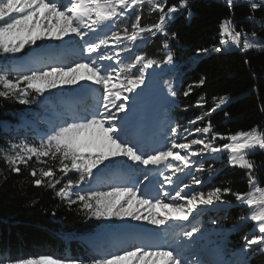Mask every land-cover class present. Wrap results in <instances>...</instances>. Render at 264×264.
I'll return each mask as SVG.
<instances>
[{
	"label": "snow or ice",
	"instance_id": "obj_1",
	"mask_svg": "<svg viewBox=\"0 0 264 264\" xmlns=\"http://www.w3.org/2000/svg\"><path fill=\"white\" fill-rule=\"evenodd\" d=\"M233 2L234 0H226L228 6H232ZM146 4L150 14H159L155 24H141ZM262 5L264 0L251 2L253 10ZM188 6L189 0H179V8ZM179 8L177 5L169 7L168 0H68L67 3L63 0H0V53L16 54L22 52L26 46H38V41L63 40L72 36L84 41L83 51L89 54L85 61L46 64L21 72L14 78L5 71L0 74V97L30 104L33 102V99H30L33 93L42 96L50 89L62 85H80L83 88L85 85L81 84L82 81L90 82L89 87L100 86L102 90L101 98L93 110L59 125L51 134L42 137L38 144L27 141L11 143L3 152V159L11 171L19 173L20 165H24L35 178L33 183L36 186L52 189H56V185L60 184L69 172L75 170L79 174L78 180L68 179L56 190V195L66 200L69 207L79 204V208L88 218L94 217L98 220H124L130 217L135 221L146 220L156 226L167 225L170 220H187L199 206L212 205L215 201L223 202L224 196L231 193L241 204L255 206L247 219L257 222L255 227L259 235L251 239L246 238V249H251L252 245L264 247V187L260 186L253 174L255 162L248 158L256 150H264V131L261 126L224 137L213 131L209 120L206 126L194 129L195 133L202 134V138L188 139L193 133L184 129L188 136L184 137L185 142H178L181 126L177 123L170 128L172 137L168 139L165 147L144 152L125 138V128L117 124L121 119L120 114L128 110L125 103L129 99L128 94L144 84L147 69L153 65L174 62V54L168 50V41L170 38L175 39L177 34L169 32L168 24ZM130 16H134L130 26L125 23L120 30H116L121 22ZM232 24V20L228 18L221 22L220 27L221 35L229 37L233 45L242 46L244 49L260 46L254 44L247 33L235 30ZM97 30L104 32L105 36L110 32L118 51L108 50L107 38L99 39V42L94 39L85 40L90 33L96 34ZM158 34L164 37L162 44L167 50L164 60L150 57L147 53H135L127 58V61L120 59L122 53H132L138 43L146 44ZM222 43L229 41L224 40ZM221 50L220 47L214 48L216 52ZM202 51L207 52L208 49ZM203 84L204 80L201 79L197 86ZM168 91L172 97L178 94L171 87ZM191 91L192 87L189 86L184 96H188ZM227 101L226 96L219 98L211 111L214 112ZM210 114L208 112L198 116L189 121V124L195 125ZM218 138L226 139L228 143L216 146L215 141ZM223 151L229 153L231 165L248 170L249 191L240 193L232 192L230 187H215L205 192L192 188V185L202 183L194 173L205 171V155ZM119 157H126L145 167L155 166L161 169L162 166L159 171L164 178L161 188L167 183L173 185L172 190L158 193L151 199L144 198V193L135 183L113 184L109 190L74 191L76 186L94 176L93 169ZM33 158L37 164L44 166L30 167L29 162ZM49 160L53 163L49 164ZM57 171L62 175L57 176ZM176 173H184L190 179L184 181L177 178V181H174L172 177ZM143 179L148 180V175L145 174ZM73 196L75 199H72ZM165 199H168L167 203ZM196 231L198 229L193 227L182 234L192 237ZM11 264H84V261L40 255L16 258ZM88 264H189V261L175 248L154 247L141 242L98 258L94 257Z\"/></svg>",
	"mask_w": 264,
	"mask_h": 264
},
{
	"label": "trees",
	"instance_id": "obj_2",
	"mask_svg": "<svg viewBox=\"0 0 264 264\" xmlns=\"http://www.w3.org/2000/svg\"><path fill=\"white\" fill-rule=\"evenodd\" d=\"M251 2L234 0L233 5L228 6L226 0H189L188 8H179V0H168L169 7L177 5L179 8L168 24L169 32L177 34L175 39L168 41L176 65L163 73L162 79L178 93V104L169 110L175 123L181 126L180 139L188 134L184 129L190 131L204 127L209 120L213 131L224 137L256 126H261L264 131V5L253 10ZM148 8L146 4L142 25L158 21L159 14H150ZM228 18L235 30L247 33L251 41L260 46L244 49L233 45L229 37L222 36L221 22ZM133 20L134 16H130L116 30H120L125 23L130 26ZM106 38L111 51H118L111 34ZM163 39L158 34L150 42L133 49L132 53H122L120 59L127 61L135 53H147L150 57L164 60L166 50ZM224 40L229 43H222ZM124 43L128 44L127 41ZM216 47L222 50L216 52ZM203 49L208 51L203 52ZM7 62L4 54L0 53V74L15 71L13 65ZM201 79L204 84L197 86ZM189 86L192 91L184 96ZM225 96L228 97L227 103L211 111L219 98ZM27 109V104L0 97V262L52 255L57 259H79L88 263L96 253L83 239L98 234L102 223L94 217L88 218L79 204L69 207L66 200L56 195V190L65 182L63 179L56 189L36 186L29 168L20 165L21 171L13 172L3 159V152L11 143L23 139V134L5 130L2 124L6 122L12 127ZM208 112L211 114L202 121L189 124V121ZM224 143L228 141L219 138L215 141L216 146ZM248 158L255 162L253 174L264 187V150H256ZM204 163L205 171L194 174L206 182L208 191L215 187H230L232 192L240 193L249 191L248 170L231 165L227 151L204 158ZM29 165L42 167L35 158ZM56 175L59 176L58 171ZM71 180L76 181L78 177L73 174ZM224 199L223 202L231 207L204 213L201 223L204 226L216 221L223 223L224 240L221 245L223 254L228 256L243 247L245 237L253 229L254 223L245 220V217L255 206L250 208L237 204L231 193L226 194ZM248 250L252 264H264V252L254 246Z\"/></svg>",
	"mask_w": 264,
	"mask_h": 264
},
{
	"label": "rangeland",
	"instance_id": "obj_3",
	"mask_svg": "<svg viewBox=\"0 0 264 264\" xmlns=\"http://www.w3.org/2000/svg\"><path fill=\"white\" fill-rule=\"evenodd\" d=\"M63 2L67 3L68 0H63ZM108 34L111 33L108 32L107 35ZM102 38H106L105 33L97 30L96 34L90 33L88 37H85V40L94 39L96 42H99V39ZM37 45L38 46H26L20 53L4 54L5 59L8 61L7 63H11L15 68V71L10 74L11 77L14 78L21 72L37 69L46 64L85 61L89 55L83 51L84 41L80 40L79 37L70 36L65 37L63 40L38 41ZM139 46L140 44L138 43L137 47L133 49H137ZM108 50L111 51L110 47H108ZM168 50H170V42ZM63 58L67 60L64 61ZM33 60H35V62L31 63ZM175 64L176 61L174 60L172 64L166 63V65L157 67L156 70H154L153 67L147 69L144 84L128 94L129 99L125 102L128 105V110L126 113H121V119L117 121L119 126L125 128V138L135 144L136 141L139 142V145H136L141 151L151 152L154 150V148L151 147L152 145L153 147L157 146V140L161 146L155 149L165 147L168 139L172 137L170 128L176 123L174 117L171 116L168 103L172 102V104H174L176 99L175 97L172 99L173 97L168 91L170 88L169 83H164L161 77H163L162 71L164 69H172ZM151 71L154 72L150 73ZM159 81L162 82V85ZM81 84H84L85 87L81 88L80 85H62L56 89H50L42 96H36V94L33 93L30 97V99H33V102L27 104V112L22 116L21 120L11 125L12 127H10L8 123H3L2 127L5 130H12L15 133L23 134V139L15 143L27 141L29 143L35 142L38 144L42 137L51 134L59 125L71 121L73 117L86 114L97 105L102 92L100 86L90 85L89 87L90 82L84 81H82ZM158 97L166 100L167 103L164 104L161 102V104H159L157 103L159 100L154 102ZM113 111H115V109H113ZM134 113L137 115L140 113L141 117V129L138 131H142L144 125L148 128L152 123H154V125L157 124V131L153 133L150 140L147 139L145 141L141 139L140 136L136 137L133 135V132L127 130L129 129V125L133 126L135 124V117L131 119ZM190 131L193 135L188 136V134H186L185 136H188V139L202 138V134L195 133L194 129ZM184 137L180 139L178 136V142H185ZM195 147L198 146H194V148ZM209 157H211V155L206 154L204 158ZM49 162L51 164L53 163L50 160ZM43 166L44 165H42V167ZM161 169L156 170V168H152L151 166L145 167L126 157L114 158V161H106L104 165H100L98 168L93 169L94 176L76 186L74 191L96 189L109 190L110 186L113 184L131 185L135 183L141 189V192L144 193V198L151 199L158 193L171 191L173 188V185L167 183L161 188V182L164 179L163 176L159 174ZM73 174L79 177V174L73 170L64 177V183H66L68 179H71ZM145 174L148 175V179L150 177L152 178L148 181L144 180L143 177ZM165 174L171 175V173ZM61 175L62 174L59 173V176ZM177 178L184 181L190 179L186 177L184 173H176V175L172 177L174 181H177ZM198 178L202 183L200 185H192L191 187L207 192L208 190L205 187L206 182L203 181L201 177ZM149 183L153 185L145 188ZM212 189L213 188L209 190ZM185 191H189V189H185ZM74 197L75 196L72 198ZM167 202L168 199H165V203ZM183 202L184 201H181V203ZM237 204L244 205L239 201ZM221 207L225 206L221 205L220 201H215L212 205H201L188 216L187 220H170L167 225L161 226L152 225L146 220L135 221L130 217H126L124 220L116 218L110 220L100 219L99 221L102 223L101 231L83 240L94 249L96 258L109 252L116 251L119 248L143 242L154 247L175 248L178 253L182 254V256L189 261V264H193V262H196V264H252L249 250L245 247L247 244L246 239H244L242 248L233 251L227 256L223 254L221 245V242L224 240L223 230L221 228L223 223L216 221L215 223L212 222L208 224L209 226L202 225L201 221L204 220L201 219V217L204 213L213 212ZM141 211H143V209H141ZM252 211H250V214ZM146 214L147 213H145V215ZM249 215L245 217V220H247ZM251 222H253L254 225L257 223L254 221ZM193 227L197 228L198 231H196L192 237L183 236V231L191 230ZM255 235H259V233L254 226L253 232H251V234L248 233L245 238L251 239ZM252 246L258 247L259 251L264 252V247L261 245ZM0 264L5 263L0 262ZM8 264H11V262H8ZM84 264L88 263L84 262Z\"/></svg>",
	"mask_w": 264,
	"mask_h": 264
},
{
	"label": "bare ground",
	"instance_id": "obj_4",
	"mask_svg": "<svg viewBox=\"0 0 264 264\" xmlns=\"http://www.w3.org/2000/svg\"><path fill=\"white\" fill-rule=\"evenodd\" d=\"M64 59V58H63ZM64 60H66V58L64 59ZM33 62H35V60H33L31 63H33ZM163 65H166V63H164ZM163 65H158V66H152L153 67V69L154 70H156L157 69V67H159V66H163ZM161 68V67H160ZM154 71H151L150 73H153ZM160 82V81H159ZM161 83V85H162V82H160ZM165 85V84H164ZM151 86V85H150ZM149 86V87H150ZM172 99H174V97L172 98ZM159 100V102H157ZM132 102V101H131ZM154 102H157V103H159V104H161V102L162 103H167L166 102V100H163L162 98H160V97H158V99H156ZM169 104H172V102L171 103H168V105ZM175 104V103H174ZM136 113V112H135ZM133 114L132 116H131V119L132 118H134L135 117V121H134V125L133 126H130L129 125V129H127L128 131H131V132H133V135L134 136H136V137H141V139H143V140H147V139H151L152 138V136H153V133H155L157 130V124H155L154 125V123H152V124H150V126L147 128L146 127V125H144V128H142V131L140 130V131H138L139 129H141L140 128V122H139V120L141 121V117H140V113H139V115H137V114ZM138 116V117H137ZM131 122V121H130ZM128 126V125H127ZM137 142V141H136ZM148 142V141H147ZM159 141L157 140V146H155V147H153V145H152V147L151 148H158L159 146H161V145H159V143H158ZM141 143V142H140ZM152 168H156L155 166H151ZM156 170H157V168H156ZM162 170V169H161ZM119 176H121V175H119ZM123 177V176H122ZM150 178H152V177H150ZM149 178V179H150ZM148 179V180H149ZM157 179V178H156ZM156 179H155V181H156ZM148 180H146V181H148ZM145 184V183H144ZM144 184H143V186H144ZM149 197V196H148ZM222 203H224V202H222Z\"/></svg>",
	"mask_w": 264,
	"mask_h": 264
}]
</instances>
